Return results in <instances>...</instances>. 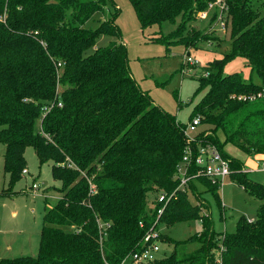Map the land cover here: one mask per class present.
Returning a JSON list of instances; mask_svg holds the SVG:
<instances>
[{"label":"trees","instance_id":"1","mask_svg":"<svg viewBox=\"0 0 264 264\" xmlns=\"http://www.w3.org/2000/svg\"><path fill=\"white\" fill-rule=\"evenodd\" d=\"M129 1L141 28L223 3L230 49L204 66L198 89L206 91L188 119L199 117L206 131L187 142L186 124L137 87L116 10L96 28L87 26L110 0H0L3 171L12 186L26 170L24 152L31 147L39 165L50 163L61 194L42 216L36 256L0 258V264H120L139 249L150 228L192 220H200L201 233L182 241L164 237L172 252L148 264H264V185L224 152L230 144L249 156L264 155V13L253 0ZM100 36L115 41L96 46ZM206 39L190 32L175 43L196 48ZM235 57L247 61L255 80L222 74L223 63ZM237 95L256 97L233 98ZM52 104L43 115L41 108ZM206 147L228 162L232 182L262 202L255 219L238 217L232 232L216 233L201 214L204 204L190 200L189 193L195 198L204 188L220 209L218 183L198 176L183 190L174 178L187 148L195 156ZM152 193L170 196L160 215L161 204L148 206ZM190 244L196 249L186 256Z\"/></svg>","mask_w":264,"mask_h":264},{"label":"rangeland","instance_id":"2","mask_svg":"<svg viewBox=\"0 0 264 264\" xmlns=\"http://www.w3.org/2000/svg\"><path fill=\"white\" fill-rule=\"evenodd\" d=\"M110 1L113 4L109 3L103 12L95 13L87 22V26L96 28L116 10L115 23L126 48L129 72L137 87L147 93L152 104L175 115L179 123L188 124L194 106L206 91L198 89V79L205 76L204 66L221 59L230 49V25L225 19V12H222L223 3L217 1L209 5L205 12H195L190 17L187 14L177 16L173 23L162 22L141 28L129 0ZM253 2V7L263 14L264 0ZM178 27L181 29L175 35ZM172 31L174 33H171ZM190 32L202 33L207 39L196 42V48H184L183 45L175 43L179 42L180 38H187ZM169 33L171 37H166ZM110 41L115 39L100 36L96 46L104 47ZM187 53L191 63L185 60ZM221 72L223 75L238 73L245 80L249 77L256 79L247 61L240 57L225 61ZM36 128H39V120L36 121ZM202 131L205 132L206 127L198 125L189 135L194 138L195 134ZM218 137L222 141V135L218 134ZM224 152L234 159L237 158L236 160L244 155L241 150L230 144L224 146ZM3 153L4 145L0 144V258L34 257L37 254L42 216L45 210L60 198L61 194L56 189L60 182L52 178L50 163L39 165L33 149L27 147L24 152L27 173L22 171V177L9 186V177L3 171ZM242 168L252 181L264 185V166L260 165V169L250 173L245 171L243 164ZM33 183L37 188H32ZM203 190L204 188L195 198L189 193L191 203L204 204L201 214L219 234L234 231L236 220L240 216L246 220H254L257 208L262 203L232 182L229 177L222 180L218 190L220 209L213 197ZM156 198L155 193L149 194L148 204ZM201 230L200 220L179 222L172 226L159 224L156 227L159 245L156 257L168 256L173 250V245L162 242L164 237L182 241L200 234ZM195 249V245L190 244L185 255H190ZM220 251L222 247L214 251L215 259L219 257Z\"/></svg>","mask_w":264,"mask_h":264},{"label":"built area","instance_id":"3","mask_svg":"<svg viewBox=\"0 0 264 264\" xmlns=\"http://www.w3.org/2000/svg\"><path fill=\"white\" fill-rule=\"evenodd\" d=\"M36 33V32H35ZM185 60L191 63L189 55L185 56ZM259 96V94L257 95ZM237 100H253L256 96H244L237 95L233 96ZM56 106L60 107L61 103H56ZM52 105L43 106L41 108L42 114H46L51 108ZM200 124V118L194 117L184 130L186 136V141L190 142L193 140L190 133H193L197 126ZM195 168V173H190L191 167ZM26 173V170L23 171ZM192 174V175H191ZM230 169L228 162L218 153L214 148H200L195 156H192L190 148H187L184 152V155L176 168L175 179L178 181V187L185 189L189 180L197 178L198 176H204L212 183H218L219 188L221 186L222 180L229 177ZM32 188H37L35 183L32 184ZM170 196H166L164 193H158L157 198L151 203V207L156 205V202L161 204L157 209V215H160L167 204ZM158 234L155 229H149L140 244V247L137 251L127 255L120 264H148L151 261L157 259L156 254L159 251V245L157 238Z\"/></svg>","mask_w":264,"mask_h":264},{"label":"crops","instance_id":"4","mask_svg":"<svg viewBox=\"0 0 264 264\" xmlns=\"http://www.w3.org/2000/svg\"><path fill=\"white\" fill-rule=\"evenodd\" d=\"M187 55H188V53H187ZM238 160H240V162L244 165L245 171H247L249 173L251 171H255V170L260 169V165L264 166V155H261V154L249 156V155H246L244 153L243 157L241 159H238ZM246 168H248V169H246ZM151 203H153V200H151V202H149V204H148L149 207H151ZM249 221H251V220H249ZM130 264H134V263H130Z\"/></svg>","mask_w":264,"mask_h":264},{"label":"water","instance_id":"5","mask_svg":"<svg viewBox=\"0 0 264 264\" xmlns=\"http://www.w3.org/2000/svg\"><path fill=\"white\" fill-rule=\"evenodd\" d=\"M189 55V54H188Z\"/></svg>","mask_w":264,"mask_h":264}]
</instances>
